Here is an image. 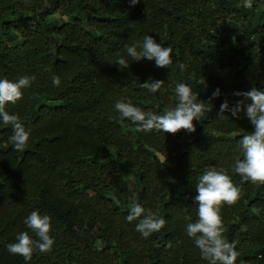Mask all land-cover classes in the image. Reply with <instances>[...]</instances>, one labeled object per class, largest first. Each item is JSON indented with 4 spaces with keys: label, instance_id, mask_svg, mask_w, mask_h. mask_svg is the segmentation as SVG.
I'll use <instances>...</instances> for the list:
<instances>
[{
    "label": "trees",
    "instance_id": "trees-1",
    "mask_svg": "<svg viewBox=\"0 0 264 264\" xmlns=\"http://www.w3.org/2000/svg\"><path fill=\"white\" fill-rule=\"evenodd\" d=\"M243 1L0 0V79L36 77L5 105L31 130L28 147L14 150L12 126L0 124V264H25L7 245L23 231L35 237L24 223L34 210L52 218L55 243L28 264H207L186 226L198 219L199 177L213 167L244 189L222 208L225 237L239 241L236 264H264V184L233 172L239 141L254 127L244 111L217 116L225 100L245 99L234 93L264 91V0ZM230 16L246 22L238 47L225 37ZM146 35L173 49L169 67L128 56L126 46ZM157 79L159 92L141 87ZM181 83L206 102L194 133L136 132L114 108L124 99L164 114ZM117 163L136 176V196L115 176ZM134 203L165 226L144 238L139 221L126 219Z\"/></svg>",
    "mask_w": 264,
    "mask_h": 264
},
{
    "label": "clouds",
    "instance_id": "clouds-1",
    "mask_svg": "<svg viewBox=\"0 0 264 264\" xmlns=\"http://www.w3.org/2000/svg\"><path fill=\"white\" fill-rule=\"evenodd\" d=\"M129 2L135 6L140 0H129ZM246 6L251 7L252 0H246ZM126 52L133 61L154 60L156 67L159 68L169 67L173 62V49L157 43L152 35L144 36L142 42L126 46ZM116 63L120 69L130 66L123 56L119 57ZM179 67L183 70L185 65L180 64ZM35 79L34 75L23 76L17 80L0 79V124L12 126L13 133L9 141L16 151H24L28 147L31 130L25 127L18 115L6 111L5 105L21 100L23 89L30 87ZM52 83L54 86H59L60 77L54 75ZM163 84V80H149L142 83L141 87L151 93H157ZM176 92L179 102L164 114L145 111L134 105L131 100L124 99L117 100L114 108L121 119H127L135 125L133 130L136 132L155 130L175 135L183 130L189 134L194 133L196 131L194 120H199L204 113L206 102L198 99V95L183 83L177 85ZM219 95L220 89L217 88L209 101ZM234 95L243 96L245 99L236 101L232 107L225 100L220 105L217 116L225 119L224 113L230 111L233 117L238 118L239 113L244 111L254 131L243 135L240 139L243 159L236 160L233 172L253 184H264V91L253 87L247 92H236ZM246 100H250L251 103H246ZM196 192L194 202L198 205V219L186 226L187 235L194 239L195 245L200 249L201 258L207 261V264H236L241 255L237 249L239 241H229L225 237L222 208L225 204L233 206L240 201L244 195L242 185H237L225 169L217 170L213 167L205 170L199 177ZM126 219L128 222L139 221L136 224V231L144 238L160 231L166 224L165 219L158 218L151 209L146 210L137 203L131 206ZM24 223L35 233V237L30 236L28 231L20 232L16 242L9 243L7 249L11 254L22 256L25 264H28L34 252H50L55 239L50 235L52 218L49 215H41L39 210H34L25 218Z\"/></svg>",
    "mask_w": 264,
    "mask_h": 264
},
{
    "label": "rangeland",
    "instance_id": "rangeland-1",
    "mask_svg": "<svg viewBox=\"0 0 264 264\" xmlns=\"http://www.w3.org/2000/svg\"><path fill=\"white\" fill-rule=\"evenodd\" d=\"M246 4V1H243ZM256 0H252V4H255ZM61 19L66 20L67 15L61 12ZM245 21L243 18L238 16H230L228 24H227V31H225V37L231 40L233 46L238 47L236 43V34L240 32L241 29L245 26ZM114 174L117 178L121 179L123 182L127 184L128 190L136 196L139 191L138 182L136 176L133 172L128 171L125 169L120 163H117V168L114 171Z\"/></svg>",
    "mask_w": 264,
    "mask_h": 264
}]
</instances>
